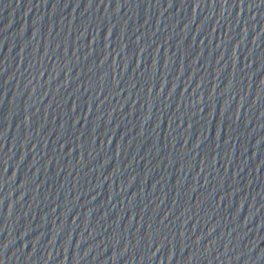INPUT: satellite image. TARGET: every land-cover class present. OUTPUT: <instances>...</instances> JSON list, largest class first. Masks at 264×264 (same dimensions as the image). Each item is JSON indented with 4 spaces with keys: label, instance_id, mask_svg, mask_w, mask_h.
Instances as JSON below:
<instances>
[{
    "label": "water",
    "instance_id": "1",
    "mask_svg": "<svg viewBox=\"0 0 264 264\" xmlns=\"http://www.w3.org/2000/svg\"><path fill=\"white\" fill-rule=\"evenodd\" d=\"M0 264H264V0H0Z\"/></svg>",
    "mask_w": 264,
    "mask_h": 264
}]
</instances>
